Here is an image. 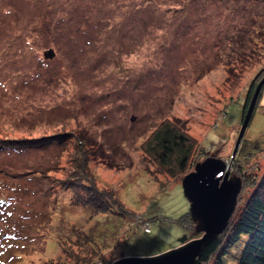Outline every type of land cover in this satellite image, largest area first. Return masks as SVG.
Instances as JSON below:
<instances>
[{"label": "rangeland", "instance_id": "1", "mask_svg": "<svg viewBox=\"0 0 264 264\" xmlns=\"http://www.w3.org/2000/svg\"><path fill=\"white\" fill-rule=\"evenodd\" d=\"M182 2L170 11L173 0H0V129L83 134L98 184L123 205L94 215L72 204L62 183L72 142L0 149V264H110L200 237L195 222L179 221L190 212L186 175L147 172L141 146L164 119L206 148L190 172L215 156L232 163V177H242L237 158L263 174L264 86L232 155L247 96L264 78L253 83L264 71V37L249 35L264 33V0ZM253 189H242L237 208ZM248 239L231 247L226 264H238Z\"/></svg>", "mask_w": 264, "mask_h": 264}, {"label": "trees", "instance_id": "2", "mask_svg": "<svg viewBox=\"0 0 264 264\" xmlns=\"http://www.w3.org/2000/svg\"><path fill=\"white\" fill-rule=\"evenodd\" d=\"M173 1L174 3L168 9L171 11L176 8L175 11H179L178 6L173 5L180 4L183 0ZM260 31L264 32V28ZM257 33L258 31L249 34L250 39L253 37L251 35L255 34L254 42L264 37V33L259 36ZM236 34L242 35L239 29ZM233 42L235 43V41ZM222 64L229 67L230 62L224 61ZM231 69L228 68L229 72L233 74ZM263 73L262 70L253 83L256 80L258 81ZM251 94L252 92L247 96L240 125H242L249 106ZM261 96L262 92L258 100ZM224 116L226 117L225 112ZM1 135L6 137L0 140V149L2 150L39 149L52 144L64 143L66 145L68 142H72L73 155L69 159L72 170L67 172L65 180L62 182L64 188L73 192L72 204L89 208L94 215L116 213L114 208L123 206L114 189L101 188L98 184L97 176L88 163L90 148L87 146H89V141L83 134L75 135L73 132L65 131L42 133L32 137H17L0 129ZM141 149L152 166L151 169L147 167V172L155 180H158L160 176H166L179 181L190 172L191 165L196 162L197 154L207 152L206 148L195 137L171 119H164L143 142ZM242 160L243 158L236 159L238 164L235 163V174L242 175L244 178L243 190L254 189L243 207L237 208L238 210L234 213L226 230L204 248L195 264H226L224 256L244 235H248L249 239L240 254L238 264H264V172L263 174L257 173L258 175L255 174L257 171L252 173L250 169L242 164ZM179 221L183 225L194 223L190 212L182 215ZM151 231L152 227L147 233ZM87 240H90V238H87ZM91 241L92 239L90 243ZM79 263H84V261L82 260ZM43 264L64 263L49 260Z\"/></svg>", "mask_w": 264, "mask_h": 264}, {"label": "water", "instance_id": "3", "mask_svg": "<svg viewBox=\"0 0 264 264\" xmlns=\"http://www.w3.org/2000/svg\"><path fill=\"white\" fill-rule=\"evenodd\" d=\"M45 58H53V50L45 51ZM264 86V78L257 85L244 116L232 158L237 154ZM228 161L215 156L195 165L194 171L182 179L184 193L190 201V215L202 235L182 241L178 247L151 257H122L111 264H195L204 248L221 235L237 210L243 189L242 177H232Z\"/></svg>", "mask_w": 264, "mask_h": 264}, {"label": "bare ground", "instance_id": "4", "mask_svg": "<svg viewBox=\"0 0 264 264\" xmlns=\"http://www.w3.org/2000/svg\"><path fill=\"white\" fill-rule=\"evenodd\" d=\"M88 259H90V258H88ZM89 261V260H88Z\"/></svg>", "mask_w": 264, "mask_h": 264}]
</instances>
